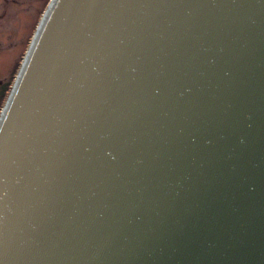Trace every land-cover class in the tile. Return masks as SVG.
Instances as JSON below:
<instances>
[{
	"label": "water",
	"instance_id": "water-1",
	"mask_svg": "<svg viewBox=\"0 0 264 264\" xmlns=\"http://www.w3.org/2000/svg\"><path fill=\"white\" fill-rule=\"evenodd\" d=\"M0 264H264V0H50L0 113Z\"/></svg>",
	"mask_w": 264,
	"mask_h": 264
},
{
	"label": "flooded vegetation",
	"instance_id": "flooded-vegetation-1",
	"mask_svg": "<svg viewBox=\"0 0 264 264\" xmlns=\"http://www.w3.org/2000/svg\"><path fill=\"white\" fill-rule=\"evenodd\" d=\"M8 4L11 6L4 9L0 0V113L36 30V26L31 24L28 33L21 35L23 25L33 14L28 0H12Z\"/></svg>",
	"mask_w": 264,
	"mask_h": 264
},
{
	"label": "rangeland",
	"instance_id": "rangeland-1",
	"mask_svg": "<svg viewBox=\"0 0 264 264\" xmlns=\"http://www.w3.org/2000/svg\"><path fill=\"white\" fill-rule=\"evenodd\" d=\"M11 1L12 0H2L4 9L11 6L10 4H8V3H11ZM49 1L50 0H28V2L31 5L30 12L33 14L30 15L29 21L25 25H23L21 35H25L28 33V31L30 30L31 24H33V26L34 27L36 26L37 28L38 20L40 16H42V13L44 12V9L47 7Z\"/></svg>",
	"mask_w": 264,
	"mask_h": 264
}]
</instances>
